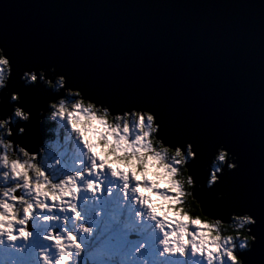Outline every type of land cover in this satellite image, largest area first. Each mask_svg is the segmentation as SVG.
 <instances>
[{
	"label": "clouds",
	"instance_id": "clouds-1",
	"mask_svg": "<svg viewBox=\"0 0 264 264\" xmlns=\"http://www.w3.org/2000/svg\"><path fill=\"white\" fill-rule=\"evenodd\" d=\"M33 88L51 94L38 111ZM241 171L227 141L206 153L173 139L154 107L74 86L54 64L21 69L0 41V264H253L259 215L217 190Z\"/></svg>",
	"mask_w": 264,
	"mask_h": 264
},
{
	"label": "water",
	"instance_id": "water-1",
	"mask_svg": "<svg viewBox=\"0 0 264 264\" xmlns=\"http://www.w3.org/2000/svg\"><path fill=\"white\" fill-rule=\"evenodd\" d=\"M0 41L21 69L54 64L74 86L154 107L173 139L206 153L230 143L242 171L217 190L256 209L260 246L248 259L264 261V0H0ZM24 91L37 111L51 98ZM43 126L34 113L23 138L34 149Z\"/></svg>",
	"mask_w": 264,
	"mask_h": 264
},
{
	"label": "rangeland",
	"instance_id": "rangeland-1",
	"mask_svg": "<svg viewBox=\"0 0 264 264\" xmlns=\"http://www.w3.org/2000/svg\"><path fill=\"white\" fill-rule=\"evenodd\" d=\"M45 135V134H44Z\"/></svg>",
	"mask_w": 264,
	"mask_h": 264
}]
</instances>
